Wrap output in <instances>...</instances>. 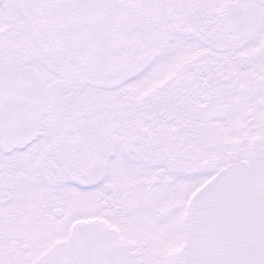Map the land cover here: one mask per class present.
Listing matches in <instances>:
<instances>
[{"label":"snow or ice","instance_id":"1","mask_svg":"<svg viewBox=\"0 0 264 264\" xmlns=\"http://www.w3.org/2000/svg\"><path fill=\"white\" fill-rule=\"evenodd\" d=\"M0 264H264V0H0Z\"/></svg>","mask_w":264,"mask_h":264}]
</instances>
